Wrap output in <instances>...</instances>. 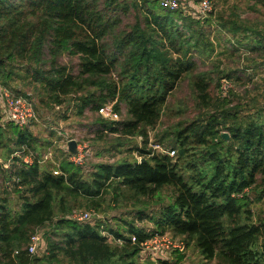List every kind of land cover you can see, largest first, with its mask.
Returning <instances> with one entry per match:
<instances>
[{
	"label": "trees",
	"instance_id": "16d2710c",
	"mask_svg": "<svg viewBox=\"0 0 264 264\" xmlns=\"http://www.w3.org/2000/svg\"><path fill=\"white\" fill-rule=\"evenodd\" d=\"M131 17L133 23L127 22ZM211 22L185 17L157 0H0V80L7 88L26 95L12 86L25 73L57 105L73 95L80 114L98 113L112 102L119 110L124 103L128 118H98L96 132L141 136L145 144L136 147L140 160L98 163L87 174L68 152L55 174L41 164L38 147L44 144L0 111V149L8 150L10 162L6 166L0 156V264H155L149 258L138 262L140 243L169 231L195 242L207 260L264 264V102L249 97L250 89L243 97L225 94L224 82L244 81L238 71L214 82L205 75L194 78L192 87L208 112L163 133L160 144L175 156L146 147L170 95L197 68L193 54L201 42L207 46L201 23ZM229 24L233 33L254 34L246 48L264 66V32L238 19ZM65 53L78 56V72L59 62ZM220 87L222 97H213V88ZM17 150L36 156L28 163L14 157ZM164 187L172 189V200L158 213L138 210L151 229L128 222L124 233L70 217L75 208L99 210L106 195L114 201L126 193L156 197ZM256 203L263 208L255 211ZM47 226L44 252L31 253L32 235ZM110 236L119 243H110ZM182 259L181 253L156 258L159 264H183Z\"/></svg>",
	"mask_w": 264,
	"mask_h": 264
},
{
	"label": "rangeland",
	"instance_id": "374dc122",
	"mask_svg": "<svg viewBox=\"0 0 264 264\" xmlns=\"http://www.w3.org/2000/svg\"><path fill=\"white\" fill-rule=\"evenodd\" d=\"M198 1L196 0V2ZM210 2L213 6V11L205 18H209L212 22L208 25L201 23L203 28H205L203 39L207 42V46L205 47L201 42L197 52L193 54V57L197 60V68L184 75L177 89L170 95L161 120L154 128L149 129V143L146 147L152 149V151L163 153L158 145L165 151L169 149L160 144V138L163 133L171 130L177 123L194 119L200 114H202V117L208 112V109L202 108V104L197 99L196 92L192 87V81L198 75H205L214 82V79L220 78L226 72L238 71L244 81L237 80L235 77L231 80L228 79V82H224V78L221 79V86L223 82L224 84L227 83L225 94L232 96V93H235L243 97L244 90L250 89L249 97H257L258 100L264 102V66L261 65V63L263 64V58L256 52H249V49L246 48V43L250 45L254 43L253 39H251L254 34L233 33L229 28V23L232 19H238L243 21L245 25L250 26L254 31L264 32V0H259L258 2L251 0H210ZM180 11L185 17L191 18V12L194 9L190 11L181 9ZM127 22L133 23V18H129ZM262 34L264 35V33ZM209 42L211 43L210 45L208 44ZM175 56L177 57V55ZM59 62L73 67L75 72L79 70L78 56H71L65 53L59 57ZM21 77L13 81L12 86L20 89L21 93H25L32 100L35 117L31 120L27 129L39 139L40 144H44L38 147V151L42 155V165H51L49 167L53 171L58 169L59 163L68 156V152L70 153L68 149L70 140H75L80 145L82 153L85 154V164L82 167L86 174L91 172L98 163L140 160L141 157L138 155L136 147L145 145L141 136L131 137L111 133H97L95 124L98 118H104L99 112L85 110L80 114L79 109L74 108V104H72L73 95L67 97L65 104L57 105L48 100L47 95L43 93L40 86L27 81L25 73H21ZM249 77L253 78V80L247 81ZM254 86H256V89L252 90ZM91 89L95 91L97 88ZM223 93L224 90L221 87L213 88L212 90L213 97L214 95L222 97ZM247 99L249 98L247 97ZM69 100L71 101L70 104L67 103ZM107 104H111L113 110L118 114L119 120L128 118L127 106L124 103H119V110L115 109V104L117 103ZM224 133L229 136L228 132ZM7 153L8 150L0 149L2 162L5 161ZM25 153V150H17L14 157L31 163L36 156L35 153ZM49 154H51L50 158L46 159L45 156ZM4 164H10V162L5 161ZM172 193L170 187H164L156 197L140 198L126 193L117 201L113 200L112 195H106L103 197L99 210L93 211L85 207L79 210L89 211L90 221L93 224L100 222L108 227H119L124 233V230L129 227L128 222H134L139 227L151 229L154 227L153 223L148 218L139 219L138 210L144 209L147 214L154 215L160 211L164 204L172 200ZM16 198L14 200L17 202ZM253 208L255 211H259L263 208V204L256 203ZM47 231L48 226L36 230L40 235ZM105 233L108 234L107 232ZM164 237L165 240L173 243L176 247L173 246L170 250L161 254L150 248L141 254L142 259L140 258L138 262L147 261L149 258L155 264H159L156 260L158 256L170 259L177 257L181 253L183 255V264H226L219 258L213 260L205 259L195 242L183 236H177L169 231L165 233ZM42 239L43 243L39 246L38 253H43L46 248L45 235H43ZM109 242L112 244L115 242L119 243L111 236L109 237ZM153 254L156 257H153Z\"/></svg>",
	"mask_w": 264,
	"mask_h": 264
},
{
	"label": "built area",
	"instance_id": "2783aa9c",
	"mask_svg": "<svg viewBox=\"0 0 264 264\" xmlns=\"http://www.w3.org/2000/svg\"><path fill=\"white\" fill-rule=\"evenodd\" d=\"M161 7L168 8L170 10H181V9H194L191 14L195 17H207L209 13L213 11V6L210 0H199L198 2L193 0H157ZM227 87V85H226ZM0 111L6 121L13 122L17 126L24 128L27 127L31 120L35 117V110L32 103V100L26 95H16L9 88H7L2 81L0 80ZM99 114L104 116L107 120L118 121L119 116L113 110L111 104H104L98 110ZM161 152L168 153L170 156H175L174 150L165 151L160 145H158ZM51 154L46 155L45 158L49 159ZM70 160L75 164L84 166L85 164V154L82 153L80 145L77 146V153L70 156ZM7 166V165H6ZM59 170H55V174H59ZM71 218L77 221H87L90 219V212L75 209L71 215ZM165 235V234H164ZM164 235L157 234L144 242L140 243V253L152 248L158 254L164 253L167 250H170L171 247H176L173 243L165 240ZM132 242H137V236H131ZM42 244V238L39 233H35L31 237L29 244V251L31 253H36L39 246ZM153 257H156L153 254ZM159 257V256H158Z\"/></svg>",
	"mask_w": 264,
	"mask_h": 264
},
{
	"label": "water",
	"instance_id": "95a60500",
	"mask_svg": "<svg viewBox=\"0 0 264 264\" xmlns=\"http://www.w3.org/2000/svg\"><path fill=\"white\" fill-rule=\"evenodd\" d=\"M223 137L224 138H229L228 134L227 133H224L223 134ZM77 146H78V143L75 141V140H70L69 143H68V149L70 151L71 154H76L77 153Z\"/></svg>",
	"mask_w": 264,
	"mask_h": 264
},
{
	"label": "crops",
	"instance_id": "0c3cea01",
	"mask_svg": "<svg viewBox=\"0 0 264 264\" xmlns=\"http://www.w3.org/2000/svg\"><path fill=\"white\" fill-rule=\"evenodd\" d=\"M7 166L9 165V164H6Z\"/></svg>",
	"mask_w": 264,
	"mask_h": 264
}]
</instances>
